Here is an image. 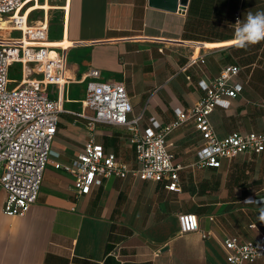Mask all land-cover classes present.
Wrapping results in <instances>:
<instances>
[{
  "label": "crops",
  "instance_id": "obj_1",
  "mask_svg": "<svg viewBox=\"0 0 264 264\" xmlns=\"http://www.w3.org/2000/svg\"><path fill=\"white\" fill-rule=\"evenodd\" d=\"M63 3L38 2L29 11L48 4L50 24L61 13L55 36L50 25V38L73 42L67 108H82L93 80L86 74L97 68L98 80L125 84L132 116L169 123L175 107L189 108L204 96L198 81L239 64L242 92L230 109L217 107L210 120L220 137L235 130L264 132V42L239 48L233 41L236 19L264 11V0H178L176 10L150 0H71L67 11ZM200 46L204 62L184 69ZM64 113L69 120L59 121L55 156L37 202L25 215L11 217L3 212L6 193L0 191V264H228L225 237L257 240L264 234V151L242 154L220 168L196 166L194 153L203 140L188 123L168 137L176 162L186 166L179 172L180 191L166 189V181L129 175L105 178L90 194L79 195L72 176L53 163L74 159L90 132L84 118ZM95 133L107 150L133 161L125 126L98 123ZM188 168L194 169L191 179ZM249 197L256 200L247 202ZM189 212L198 215L200 229L183 233L179 215Z\"/></svg>",
  "mask_w": 264,
  "mask_h": 264
},
{
  "label": "built area",
  "instance_id": "obj_2",
  "mask_svg": "<svg viewBox=\"0 0 264 264\" xmlns=\"http://www.w3.org/2000/svg\"><path fill=\"white\" fill-rule=\"evenodd\" d=\"M48 1L53 2L0 0V23H5L0 26V191L6 193L3 204L6 215L23 216L37 202L53 153L59 115L64 112L84 118L90 132L83 151L74 159L53 163L56 169L72 176L79 195L90 194L105 178L129 175L141 180L166 181V189L180 191L179 172L186 166L176 162L168 137L188 123L193 124L203 140L194 153L196 166L220 168L225 161L242 154L264 151V132L235 130L220 137L210 120L217 107L230 109L233 99L242 92L244 84L237 79L242 70L239 64L225 65L217 77L198 81L204 96L189 108L175 107L176 118L169 123L156 116L144 123L143 113L132 116L134 106L125 84L98 80L97 68L86 74L93 80L87 82L82 108L79 111L67 108L68 86L72 81L68 55L73 42L67 37L56 41L50 38V13L46 9L35 23L32 15L41 8L29 11L38 2ZM70 2L64 0L61 9L67 11ZM66 40L71 44L65 45ZM200 50L201 46L184 69L204 62ZM14 71L19 76H13ZM51 87L55 97L51 95ZM98 123L127 128L135 147L132 162L123 161L96 141ZM246 200L253 202L256 198ZM179 222L183 233L200 229L195 213H181ZM223 245L228 264H264V234L257 240L228 236Z\"/></svg>",
  "mask_w": 264,
  "mask_h": 264
},
{
  "label": "clouds",
  "instance_id": "obj_3",
  "mask_svg": "<svg viewBox=\"0 0 264 264\" xmlns=\"http://www.w3.org/2000/svg\"><path fill=\"white\" fill-rule=\"evenodd\" d=\"M233 41L239 48L264 42V11L248 12L243 22L237 18L234 23ZM259 219L264 222V214Z\"/></svg>",
  "mask_w": 264,
  "mask_h": 264
},
{
  "label": "rangeland",
  "instance_id": "obj_4",
  "mask_svg": "<svg viewBox=\"0 0 264 264\" xmlns=\"http://www.w3.org/2000/svg\"><path fill=\"white\" fill-rule=\"evenodd\" d=\"M46 5H47L46 9H48V4H46ZM43 14H44V9H41V10H38L37 12H35L32 15V19H33L34 23L37 20L41 19L43 17ZM60 15H61V13L56 12V13H54V16L52 17L51 24H50L52 36H55L54 33L56 31V24L59 23V21H60ZM0 26L4 27L5 23H0ZM15 73H16V71H14V74ZM59 118L63 122H68V120H69L68 115L66 113H60ZM53 148H54V146H53ZM129 151H130V153L134 152V150H132V149H130ZM54 156H55L54 154H51L50 158L54 157ZM131 156H132V154H131ZM184 172H185L188 179H191L194 176V169L193 168H188V169L184 170Z\"/></svg>",
  "mask_w": 264,
  "mask_h": 264
},
{
  "label": "water",
  "instance_id": "obj_5",
  "mask_svg": "<svg viewBox=\"0 0 264 264\" xmlns=\"http://www.w3.org/2000/svg\"><path fill=\"white\" fill-rule=\"evenodd\" d=\"M150 3L151 5L165 7L170 10H176L178 0H150Z\"/></svg>",
  "mask_w": 264,
  "mask_h": 264
},
{
  "label": "trees",
  "instance_id": "obj_6",
  "mask_svg": "<svg viewBox=\"0 0 264 264\" xmlns=\"http://www.w3.org/2000/svg\"><path fill=\"white\" fill-rule=\"evenodd\" d=\"M262 152H263V151H262ZM262 152H261V153H262ZM254 154H260V153H254Z\"/></svg>",
  "mask_w": 264,
  "mask_h": 264
},
{
  "label": "snow or ice",
  "instance_id": "obj_7",
  "mask_svg": "<svg viewBox=\"0 0 264 264\" xmlns=\"http://www.w3.org/2000/svg\"><path fill=\"white\" fill-rule=\"evenodd\" d=\"M85 191H87V189H85Z\"/></svg>",
  "mask_w": 264,
  "mask_h": 264
}]
</instances>
